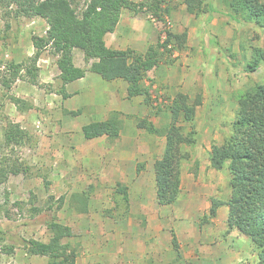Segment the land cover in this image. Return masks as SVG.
I'll return each mask as SVG.
<instances>
[{
	"label": "rangeland",
	"instance_id": "obj_1",
	"mask_svg": "<svg viewBox=\"0 0 264 264\" xmlns=\"http://www.w3.org/2000/svg\"><path fill=\"white\" fill-rule=\"evenodd\" d=\"M76 1L81 11L87 0ZM134 1L141 7L123 11L121 27L105 38L107 47L142 52L130 38L136 31H150V43L144 45L141 38L142 53L149 54L158 39H166L168 30L188 33L185 47L173 41L172 51L142 79L140 85L149 97L124 79L111 83L114 109L107 105L97 111L94 105H83L74 109H81V114L73 116L66 112L71 110L67 100L56 91L61 71L49 49L38 61L39 78L46 86L18 80L9 92L23 100L22 108L0 85V162L8 154L30 166L26 174L11 171L0 181V236L5 237L0 242L15 246L12 254H6L0 244V264H46L47 257L27 253L24 240H49L48 223L53 220L63 225L64 241L77 249L78 264L257 263L252 241L237 229L228 230L223 206L207 221L205 215L213 198L230 197L231 173L228 167H211L210 151L213 141H224L231 132L240 96L264 80V64L253 72L247 69L254 48L264 49V27L230 18L226 0H208L212 10L197 15L187 12L183 0ZM14 9L0 7L1 61H25L34 54L32 37L43 36L48 29L43 18L15 16ZM131 22L135 24L130 35L126 26ZM74 62L89 67L80 49L74 51ZM75 84L72 89L79 83ZM178 92L189 94L192 102L201 95L202 103L192 122L182 121L187 131L196 128L197 141L187 147L190 157L183 166L179 198L165 209L158 207L153 183L145 177L142 184L140 174L154 172L166 137L140 128L137 120L146 118L161 131L170 122L169 106ZM72 101L80 105L78 98ZM112 110L121 112L120 138L85 139L82 126L101 121ZM5 117L29 131L30 143L11 150L3 147ZM117 182L131 185L139 206L127 209L116 201ZM84 191L90 195L87 212L77 210L72 199L73 193ZM61 196L65 202L57 208ZM174 232L182 248L180 257L172 252Z\"/></svg>",
	"mask_w": 264,
	"mask_h": 264
},
{
	"label": "trees",
	"instance_id": "obj_2",
	"mask_svg": "<svg viewBox=\"0 0 264 264\" xmlns=\"http://www.w3.org/2000/svg\"><path fill=\"white\" fill-rule=\"evenodd\" d=\"M183 1L190 14L197 15L212 10L208 0ZM76 3V0H0V7L15 6V9L11 10L15 16L40 17L48 24L45 35L32 37L35 49L32 56L22 62L0 60V85L5 87L7 97L22 108L23 100L9 94L18 80H27L39 87L46 86L39 78L38 61L48 49L57 57L61 73L56 91L65 99L72 95L67 90V84L85 77L87 71L98 73L109 81L131 80L137 85L139 93H145L149 97V93L140 85L142 79L161 62L164 54L172 51L170 45L173 41L179 48L185 47L187 31L174 33L168 30L166 39L160 38L149 54L133 49L116 51L106 46L107 34L115 32L125 9L137 10L142 4L134 0H87L85 7L78 11ZM226 5L233 20L254 21L264 27V0H226ZM75 49L84 52L85 60L89 64L87 69L75 64ZM261 64H264V49L255 47L247 69L253 72ZM201 103V95L192 102L189 94L178 92L169 106L170 122L161 131L146 118L137 120L140 128L150 133H161L166 137L163 154L153 164L156 200L159 205H171L179 198L183 166L190 157L187 147L197 141L196 128L187 131L182 121L192 122ZM66 112L78 116L82 110ZM121 129V112L112 110L106 119L83 125L82 133L88 140L104 136L115 141L120 138ZM4 132L3 147L10 150L32 140L28 130L8 117L4 120ZM18 160L12 155L3 156L0 162V181L11 171L25 174L28 172L30 166L24 162L18 163ZM210 165L215 170L228 167L231 173V193L226 201L212 199L205 221L208 220V216H216L221 205H228L226 221L228 230L237 229L247 236L258 250L256 264H264V80L251 86L240 96L231 132L224 141H213ZM45 184L48 187L50 181L46 180ZM114 196L117 202L129 208L130 197L126 184L117 182ZM89 197V191L72 194L77 210L88 211ZM57 201V208H61L65 196H61ZM49 207H53V204L51 203ZM48 225L51 231L49 240L36 238L24 240L27 253L31 256L47 257L46 264H78L77 249L63 239L65 237L63 225L55 220ZM3 239L5 237L0 236L1 242ZM1 242L3 253L12 254L15 251L14 245H3ZM172 244L178 256H181L180 244L175 233Z\"/></svg>",
	"mask_w": 264,
	"mask_h": 264
},
{
	"label": "crops",
	"instance_id": "obj_3",
	"mask_svg": "<svg viewBox=\"0 0 264 264\" xmlns=\"http://www.w3.org/2000/svg\"><path fill=\"white\" fill-rule=\"evenodd\" d=\"M122 22H123V18H122V15H121L120 21H119V23L117 25V28H116L115 32L118 30L119 27H121ZM132 23L133 22L129 23V25L126 26V28H127V34L130 33V35L132 34V31H133V29L131 28V25L134 27V24H135V23H133V24ZM115 32L107 34L106 37H108L111 34H114ZM152 35L153 34L150 31L149 32H145V33H139V32L136 31L134 33V35L131 36L130 41H133V43L136 44V46H134L136 49L141 50L143 52V50H142L141 47H143L144 45H147L148 43H150V40L152 38L151 37ZM141 38H144V45H142V46H141V44H142ZM146 42H148V43L146 44ZM138 43H140V44H138ZM34 51H35V49H34ZM74 51H76V49ZM123 80L124 79H116V80L109 81V80L104 79L98 73H95V72H92V71H87L85 77L80 78V79H77V80L72 81V82H70V83L67 84V90L72 95L70 97H68V98L65 99V100H67V102L65 101L66 102V105L71 110H74L78 106H83V105H94V106H96L97 111H103V109L105 107H107V105L109 106L110 109H114V106H113V103H112V99H113L112 98V93L110 91L111 83H115L116 81H123ZM75 83H79V84H78V86H74V88L72 89L71 87L73 85H76ZM78 95L80 97H78ZM74 98H78L79 99V101H80L79 104L80 105H77L78 103H75V104H72L71 103V101ZM106 118H107V116L105 118L101 119V120H104ZM134 170H135V167H134ZM140 175H141L140 176V179H141L142 184L143 183H146L147 179L145 177H147V178H149V181L151 183H153V186H155V188H156L155 172H153L150 176H144V172H142ZM127 186H128L129 193H130L131 185H129V183H128ZM146 187H147V185L146 186L144 185L139 190L140 191L141 190H145ZM154 196H155V193H154ZM129 197H130V199H129L130 209L132 207H136V205L139 206V203H136L139 200H137V201L134 200V198H132V196H131V193H130ZM224 201H226V199H224ZM167 206L168 205H164L165 209H166ZM221 206L224 207L223 208L224 209V213L227 215V213H228L227 212L228 211L227 207L228 206L226 204H223ZM89 207L91 208V204L89 205ZM158 207H159V204H158ZM220 211L222 212V210H219V212ZM174 233L176 234V232H174ZM176 236H177V234H176ZM177 238H178V236H177ZM172 239H173V235H172ZM178 241H179V239H178ZM172 248H173V251L172 252L175 254L176 251H175V249L173 247V244H172ZM180 252H181V256H182V248H181V245H180ZM176 254H177V252H176ZM229 255L231 256V254H229ZM224 256H228V255H224Z\"/></svg>",
	"mask_w": 264,
	"mask_h": 264
}]
</instances>
